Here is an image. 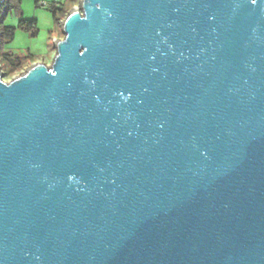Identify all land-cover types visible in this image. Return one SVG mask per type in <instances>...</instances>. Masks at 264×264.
<instances>
[{"label": "water", "instance_id": "95a60500", "mask_svg": "<svg viewBox=\"0 0 264 264\" xmlns=\"http://www.w3.org/2000/svg\"><path fill=\"white\" fill-rule=\"evenodd\" d=\"M51 66L0 67V264H264V0H80Z\"/></svg>", "mask_w": 264, "mask_h": 264}, {"label": "rangeland", "instance_id": "374dc122", "mask_svg": "<svg viewBox=\"0 0 264 264\" xmlns=\"http://www.w3.org/2000/svg\"><path fill=\"white\" fill-rule=\"evenodd\" d=\"M79 2L80 0H23L20 9L10 11L6 25L16 28L15 37L3 46L2 54L20 58L31 57L34 62L27 64L23 71L14 75H6L3 72L5 82H10L13 78L20 76L21 73L35 63L44 62L46 65L51 66L56 53L55 48H53L54 39L64 38L61 24L55 21L52 10L54 7L62 8L64 4L67 8L73 5L78 7ZM21 20L36 21L38 34L33 37L30 32L20 29L19 23Z\"/></svg>", "mask_w": 264, "mask_h": 264}, {"label": "trees", "instance_id": "16d2710c", "mask_svg": "<svg viewBox=\"0 0 264 264\" xmlns=\"http://www.w3.org/2000/svg\"><path fill=\"white\" fill-rule=\"evenodd\" d=\"M22 1L23 0H5V3L0 10V67L2 72H4L6 75H14L18 72H21L27 64L34 62L31 57L20 58L13 57L9 54H2L3 46L14 39L16 31V28L6 25L7 17L12 9H20V4ZM64 5L62 8L54 7L52 10V15L58 24H60L65 19L72 7L75 6L73 5L72 7L67 8L66 5ZM19 28L26 32H30L33 37L38 34L36 21L21 20L19 23Z\"/></svg>", "mask_w": 264, "mask_h": 264}, {"label": "built area", "instance_id": "2783aa9c", "mask_svg": "<svg viewBox=\"0 0 264 264\" xmlns=\"http://www.w3.org/2000/svg\"><path fill=\"white\" fill-rule=\"evenodd\" d=\"M4 3H5V0H0V10H1L2 6L4 5Z\"/></svg>", "mask_w": 264, "mask_h": 264}]
</instances>
